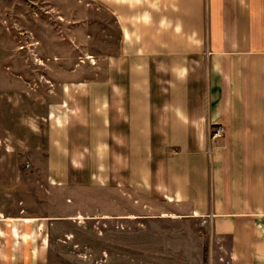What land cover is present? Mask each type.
<instances>
[{
  "label": "crops",
  "instance_id": "0c3cea01",
  "mask_svg": "<svg viewBox=\"0 0 264 264\" xmlns=\"http://www.w3.org/2000/svg\"><path fill=\"white\" fill-rule=\"evenodd\" d=\"M100 2L109 49L0 134V264H45L63 221L101 223L102 264H142L143 231L174 264H264V0Z\"/></svg>",
  "mask_w": 264,
  "mask_h": 264
},
{
  "label": "rangeland",
  "instance_id": "374dc122",
  "mask_svg": "<svg viewBox=\"0 0 264 264\" xmlns=\"http://www.w3.org/2000/svg\"><path fill=\"white\" fill-rule=\"evenodd\" d=\"M100 6V0H0V134L24 138L26 131L20 123L37 114L38 96L45 95L46 106L54 100L50 92L61 88L71 68L84 64L91 42L95 52L109 49L105 39L113 21ZM88 33L93 38H86ZM101 226L69 221L56 224L44 263L102 264ZM109 235L114 238L109 247H117V232L111 230ZM138 237L142 264L176 263L149 254L153 247L165 246L164 235L155 237L143 231ZM130 242H134L132 237ZM117 262V256H111V263Z\"/></svg>",
  "mask_w": 264,
  "mask_h": 264
},
{
  "label": "built area",
  "instance_id": "2783aa9c",
  "mask_svg": "<svg viewBox=\"0 0 264 264\" xmlns=\"http://www.w3.org/2000/svg\"><path fill=\"white\" fill-rule=\"evenodd\" d=\"M220 131H221V129H217V130H216V134H218Z\"/></svg>",
  "mask_w": 264,
  "mask_h": 264
}]
</instances>
